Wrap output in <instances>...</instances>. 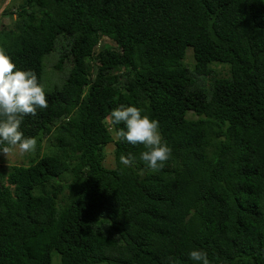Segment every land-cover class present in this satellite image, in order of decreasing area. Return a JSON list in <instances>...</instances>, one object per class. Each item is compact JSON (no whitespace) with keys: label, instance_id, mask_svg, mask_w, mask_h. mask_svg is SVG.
<instances>
[{"label":"trees","instance_id":"trees-1","mask_svg":"<svg viewBox=\"0 0 264 264\" xmlns=\"http://www.w3.org/2000/svg\"><path fill=\"white\" fill-rule=\"evenodd\" d=\"M4 15L17 69L42 84L58 58L47 109L20 126L34 156L0 168V264H200L193 250L264 264V0H22ZM121 105L159 122L162 169L116 139Z\"/></svg>","mask_w":264,"mask_h":264},{"label":"clouds","instance_id":"clouds-1","mask_svg":"<svg viewBox=\"0 0 264 264\" xmlns=\"http://www.w3.org/2000/svg\"><path fill=\"white\" fill-rule=\"evenodd\" d=\"M47 107L45 87L38 82L35 72L17 69L5 49L0 47V144L9 146L0 149V154L7 156L17 146L21 155L35 152L36 138H26L20 126L25 116H35L38 109ZM106 119L113 128L121 123L125 125L126 131L123 128L115 131L117 140L144 146L146 150L140 158L153 171L162 169L171 158L172 150L162 140L159 122L143 115L140 108L121 105ZM133 160L131 154L120 157L125 166H131ZM189 255L193 261L210 264L202 250H193Z\"/></svg>","mask_w":264,"mask_h":264},{"label":"rangeland","instance_id":"rangeland-1","mask_svg":"<svg viewBox=\"0 0 264 264\" xmlns=\"http://www.w3.org/2000/svg\"><path fill=\"white\" fill-rule=\"evenodd\" d=\"M22 0H0V29L6 28V26H11L13 22L15 21L14 15H4V11H15L17 6L21 3ZM104 43L112 44V42L105 38L100 42L101 45H104ZM191 53V49H187V53ZM187 54V62L191 63V54ZM57 54H54V56L49 57L48 60L45 62V69L47 73L46 79L43 77L42 84L44 85L45 89H48V82H52V78L57 77V73L54 69V65L56 64ZM46 80V82H45ZM42 149L40 150V153H47V148L50 146L49 140H43L41 143ZM114 146L113 144H109L105 148V160L104 165L107 168H114ZM33 153H27L24 155H21L18 150V146L14 148L7 156H4L3 154H0V168H7L9 166H15V165H28L29 159L33 157ZM59 257L57 254L53 255L52 264H58Z\"/></svg>","mask_w":264,"mask_h":264}]
</instances>
